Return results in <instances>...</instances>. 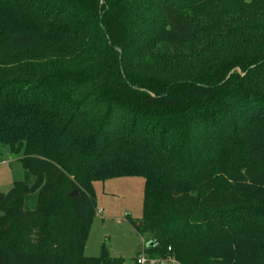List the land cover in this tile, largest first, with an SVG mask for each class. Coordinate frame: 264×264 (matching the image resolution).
I'll use <instances>...</instances> for the list:
<instances>
[{"label":"trees","instance_id":"trees-1","mask_svg":"<svg viewBox=\"0 0 264 264\" xmlns=\"http://www.w3.org/2000/svg\"><path fill=\"white\" fill-rule=\"evenodd\" d=\"M0 144V264H125L84 255L123 177L151 257L264 264V0H0Z\"/></svg>","mask_w":264,"mask_h":264},{"label":"rangeland","instance_id":"rangeland-1","mask_svg":"<svg viewBox=\"0 0 264 264\" xmlns=\"http://www.w3.org/2000/svg\"><path fill=\"white\" fill-rule=\"evenodd\" d=\"M22 157L23 150L14 153L8 146L0 144V193H8L16 182L24 180ZM144 186L145 180L141 177L93 183L97 206L85 244L86 257H98L102 245H106L112 257H123L125 264H136L140 251L147 245V237L134 230L127 216L134 221L141 220ZM99 210L103 213L99 214Z\"/></svg>","mask_w":264,"mask_h":264},{"label":"built area","instance_id":"built-area-1","mask_svg":"<svg viewBox=\"0 0 264 264\" xmlns=\"http://www.w3.org/2000/svg\"><path fill=\"white\" fill-rule=\"evenodd\" d=\"M99 214H102V210L98 211ZM146 245L144 249L140 251L139 256L136 258V264H180V262L175 258L174 255L168 253L165 257H151L146 253ZM168 252H171V248L168 249Z\"/></svg>","mask_w":264,"mask_h":264},{"label":"water","instance_id":"water-1","mask_svg":"<svg viewBox=\"0 0 264 264\" xmlns=\"http://www.w3.org/2000/svg\"><path fill=\"white\" fill-rule=\"evenodd\" d=\"M76 195H77L76 191H74V192L71 194V196H76ZM150 245H152V243H150Z\"/></svg>","mask_w":264,"mask_h":264},{"label":"crops","instance_id":"crops-1","mask_svg":"<svg viewBox=\"0 0 264 264\" xmlns=\"http://www.w3.org/2000/svg\"><path fill=\"white\" fill-rule=\"evenodd\" d=\"M102 213H103V211H102Z\"/></svg>","mask_w":264,"mask_h":264}]
</instances>
